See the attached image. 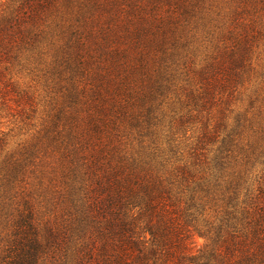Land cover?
<instances>
[{
    "label": "rangeland",
    "instance_id": "1",
    "mask_svg": "<svg viewBox=\"0 0 264 264\" xmlns=\"http://www.w3.org/2000/svg\"><path fill=\"white\" fill-rule=\"evenodd\" d=\"M14 1L0 0V29L14 25ZM41 11L32 46L17 59L0 50V166L7 203H28L42 235H60L46 264H73L81 221L98 217L90 190L121 160L164 153L203 172L232 140L240 205L264 192V0H53ZM203 202L192 217H222L220 202ZM192 241L196 253L208 243Z\"/></svg>",
    "mask_w": 264,
    "mask_h": 264
},
{
    "label": "trees",
    "instance_id": "2",
    "mask_svg": "<svg viewBox=\"0 0 264 264\" xmlns=\"http://www.w3.org/2000/svg\"><path fill=\"white\" fill-rule=\"evenodd\" d=\"M14 2L21 10L14 25L0 29V50L17 59L36 42L37 35L32 36L39 28L36 21L53 0ZM234 147L231 140L216 164L203 172L195 171L187 161L180 166L181 159L164 153L108 165L102 175L104 183L98 178L87 199L91 205L87 213L98 217L81 221L85 234L65 257L73 264H264V192L260 189L258 198L250 197V202L248 197L240 205L241 175L236 181L233 172L229 173L236 166ZM0 170V192L4 193L0 218L17 217L0 220L5 223L0 231V264L56 261L59 233L50 228L48 237L42 235L28 203L23 207L7 203L8 190L1 184L6 179L4 165ZM189 192L193 195L188 201ZM208 199L220 202L222 217L200 222L191 212L204 208L203 201L208 203ZM67 223L76 231L77 220ZM195 234L208 242L199 253L193 246Z\"/></svg>",
    "mask_w": 264,
    "mask_h": 264
}]
</instances>
